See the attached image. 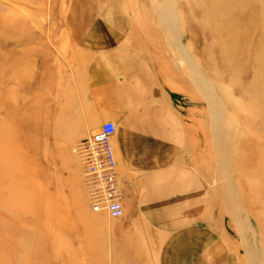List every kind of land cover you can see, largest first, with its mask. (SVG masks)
<instances>
[{"label": "rangeland", "instance_id": "obj_1", "mask_svg": "<svg viewBox=\"0 0 264 264\" xmlns=\"http://www.w3.org/2000/svg\"><path fill=\"white\" fill-rule=\"evenodd\" d=\"M105 2L0 0V264H165L159 239L122 196L119 219L91 211L73 152L100 127L87 131L94 118L82 98L88 58L78 41ZM169 2L172 29L159 17L163 0H119L118 8L131 14L132 41L162 71L176 106L189 111L188 184L231 236L218 264L236 250L242 264H264V0H222L225 12L210 0ZM201 80L223 114L225 165ZM227 185L243 225L226 208ZM197 196L190 206L201 210Z\"/></svg>", "mask_w": 264, "mask_h": 264}, {"label": "crops", "instance_id": "obj_2", "mask_svg": "<svg viewBox=\"0 0 264 264\" xmlns=\"http://www.w3.org/2000/svg\"><path fill=\"white\" fill-rule=\"evenodd\" d=\"M118 1L106 0L78 41L88 58L82 98L94 118L87 131L106 122L115 125L112 146L122 203L132 206L130 213H138L159 239V259L218 264L231 236L220 214L221 230L211 222L214 208L201 199V189L188 184L189 111L176 106L179 98L166 88L162 71L132 41L131 14L120 12ZM194 194L202 201L201 210L190 206ZM190 212L195 215L191 221ZM236 251L226 264H242Z\"/></svg>", "mask_w": 264, "mask_h": 264}, {"label": "built area", "instance_id": "obj_3", "mask_svg": "<svg viewBox=\"0 0 264 264\" xmlns=\"http://www.w3.org/2000/svg\"><path fill=\"white\" fill-rule=\"evenodd\" d=\"M115 133L113 123H103L96 134L79 142L73 151L81 165L89 208L94 213L103 212L111 219L123 216L121 191L111 143Z\"/></svg>", "mask_w": 264, "mask_h": 264}, {"label": "bare ground", "instance_id": "obj_4", "mask_svg": "<svg viewBox=\"0 0 264 264\" xmlns=\"http://www.w3.org/2000/svg\"><path fill=\"white\" fill-rule=\"evenodd\" d=\"M210 1H212V3H210L211 4L210 9H212L213 11H219V12H221V11L225 12L226 11V9L224 7H220L218 5V2H220V1L222 2V0H218V1L217 0L216 1L210 0ZM160 11H161V15L159 17L162 16L164 20L167 18V20H169L168 24L170 25V27L172 29L174 27L173 26L174 12H173V5L169 2V0H163V4H162V7L160 8ZM222 15L223 14L217 13V15H215L213 18L220 19ZM226 27H229V25H227ZM219 29L220 28H216L215 32H217V34H219L220 36H223L222 33H220ZM179 53H181L180 49H179ZM189 67H190V65H189ZM190 68L192 71V75H194L196 78L198 75L196 69H194L193 67H190ZM199 84H200L199 87H201L200 88L201 94L204 96L203 98H205L207 100L208 109L210 110V124H211V127L213 128L212 137H213V140H214L216 147H217L216 148L217 149L216 150L217 157L219 158L220 163L225 165L224 164V159H225L224 156L225 155L223 153V150H225V147H223L224 143H222V140H223L222 132L223 131L221 130V126H220V121L222 119L223 114H222L221 110L217 109L218 107H217V103H216V98L214 96V93L212 92L211 86L208 85L204 80H201V82ZM211 111H212V113H211ZM220 131H222V132H220ZM96 132H97V130L91 135L96 134ZM224 173H226V172L224 171ZM225 188H226V190H225L226 194H224V196H225L224 199L227 202L226 208H227L228 212L232 215V217L235 219V221L237 223H239L240 225H243L244 220H242L241 214L238 211L236 204L232 201L231 193L229 191L230 190L229 185L225 186ZM102 213L103 212H98L97 214H102ZM249 252L251 253L250 249H249Z\"/></svg>", "mask_w": 264, "mask_h": 264}]
</instances>
